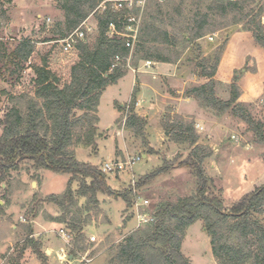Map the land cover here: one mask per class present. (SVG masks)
<instances>
[{"label":"trees","instance_id":"1","mask_svg":"<svg viewBox=\"0 0 264 264\" xmlns=\"http://www.w3.org/2000/svg\"><path fill=\"white\" fill-rule=\"evenodd\" d=\"M102 1L59 0L58 8L63 15L61 38L82 25L89 15H95L96 33L93 36L86 33L77 41V60L71 65L66 80L50 69L47 57H42L41 63L32 67L33 93L11 98V105L0 119V178L17 170L25 160H29L35 169L69 174L61 193L48 194L42 200L55 204L60 210L56 215H45L46 220L65 224L73 233V248L69 251L72 256L76 250L82 249L83 227L88 224V217H81L75 209L77 198H87L88 204L95 206L97 194L101 193L120 197L127 207L132 198L130 186L121 191L113 189L100 168L79 160L75 152V147L80 145L96 148L100 96L108 85L126 73L125 58L130 48L125 46L124 38L108 34L110 23H115L117 28L120 24L118 13L108 5L103 10L97 8ZM260 1L191 0L190 4H185L184 0H179L177 5L163 7L154 0V11L150 12L147 9L151 3L149 0L135 40L134 64L138 60L178 64L183 53L174 50L180 45V39L201 51L199 40L229 24H242L251 32L254 41L264 48V27L260 22L264 5ZM7 2L10 0H0V29L7 18ZM226 42L217 45L212 54L201 56L199 53L193 58L195 75L203 81L186 89L184 95L199 100L213 111H229L247 125L257 142L264 143V122L252 115L249 104L238 100L240 88L237 81L245 67L236 70L228 84V99L216 95L215 87L221 82L215 74ZM33 48L32 41L21 39L10 55L25 62ZM6 51L7 46L0 37V61ZM115 56L120 59L110 69ZM136 90L135 86L129 103L119 106V110H126L124 126L143 139L146 119L135 111ZM165 130L174 142L190 146L189 154L183 158L179 155L171 159L163 157L162 164L140 176L135 187L150 183L175 166H185L195 179V189L175 201L157 203L154 221L125 237L116 246L110 264H191L181 246L186 229L197 220L203 222L217 264H264V183L254 186L225 209L223 198L214 189L212 177L203 168L204 160L212 151L197 143L194 123L167 121ZM155 152L149 147L147 154ZM73 181L77 182L75 190L71 187ZM33 215L37 216L36 213ZM26 249L40 264H48L41 241L33 236V227L28 228L13 264H21Z\"/></svg>","mask_w":264,"mask_h":264},{"label":"rangeland","instance_id":"2","mask_svg":"<svg viewBox=\"0 0 264 264\" xmlns=\"http://www.w3.org/2000/svg\"><path fill=\"white\" fill-rule=\"evenodd\" d=\"M153 1L151 0L147 7L150 12L154 11ZM156 1L163 7L177 5L179 2V0ZM146 2L142 8H139V28L146 11ZM184 2L190 4L191 0H184ZM58 3L59 0H10L5 3L7 18L0 29V37L6 44L7 51L3 60L0 61V119L11 105V98L33 93L32 67L40 64L42 57H47L52 71L64 80L68 78L70 67L77 60V50L63 52L60 47L58 40L62 39L59 33L63 15L58 8ZM260 3L264 5V0ZM87 27L91 29L87 35H95V15H89L85 19L84 30ZM238 37L245 41L243 50L238 49L235 42ZM21 39H29L34 45L32 54L25 62L15 60L10 55L14 45ZM179 41L180 45L174 50L183 53L177 64L179 73L182 76L186 75L190 80L184 86H180L175 81V87L164 77H160L156 82L159 92L156 103L159 108L155 107V96L150 87L141 85L140 81L137 83L134 78L137 69H142L146 62L138 60L134 64V41L125 58L126 73L115 83L108 85L100 96L96 148L76 146V157L101 169L104 162L115 159L126 161L140 155L142 157L140 161L125 167L123 171L115 170L113 173L102 171L106 175L108 184L113 189L121 191L129 187L132 181H136L140 176L160 166L163 157L171 159L179 155L183 158L189 154L191 147L174 142L171 134L165 130V125L167 121L193 122L198 135L197 143L209 147L212 151L211 156L204 160L203 168L207 175L212 177L214 189L223 198L224 207L227 209L241 196L245 188L252 187V182L258 185L264 181V143L257 142L247 129V125L229 111L223 113L213 111L199 100L189 97L193 101L190 106L194 108L195 115L183 117L175 113L174 99L170 96L184 98L186 89L200 84L203 80L195 75L193 58L199 53L201 56L212 54L217 45L227 41L215 74V78L221 82L215 87L216 95L221 99H228V84L232 81L235 71L245 67L237 81L240 88L238 100L249 104L252 115L264 122V80L261 82L260 78L254 77L255 75H249L247 78L244 75L245 72L255 73L257 69H260L264 79V65H261L264 64V48L254 41L251 32L244 29L242 24H229L208 34L199 40L201 51L187 45L182 39ZM230 43L232 58L235 61L230 66L229 72H225L226 68L223 64L220 68L219 65ZM15 63H19V66ZM145 68L148 67L145 66ZM133 70L136 72H131ZM151 71L152 73L160 72L159 69H151ZM141 73L145 72L141 71ZM149 76L147 79L152 81V74ZM246 82L252 87L253 95L259 93L252 97L251 101L242 100L244 92L242 84ZM135 86L137 87L134 93L135 99L141 100L138 112L140 115L145 112L149 114L146 118L143 139L124 126L126 110H119L122 103L125 105L129 103ZM176 89L182 92L179 94L175 92ZM136 108L135 105V111ZM149 147L156 152L147 154ZM68 179V173L35 169L29 160L21 162L17 170H11L4 178H0V264H13V259L22 247L29 227H33V236L41 241L42 251L47 257L46 243L50 240L61 242L65 246L63 253L61 250L64 256H56L53 252L48 258V264H110L116 246L131 232L139 229L135 228V220L129 213L133 197L129 207L120 197L101 193L97 194L98 202L95 206L89 205L87 198L79 197L75 209L81 217H88V224L83 227L84 239L80 243L82 249L76 250L73 256L70 255L69 251L73 248L74 241L73 233L69 232L65 224L46 220L45 215L48 213L56 215L60 210L55 204L42 200L48 194L61 193ZM71 187L75 190L77 182L73 181ZM194 189L195 179L189 168L175 166L168 172L158 175L150 183L137 188V194L149 200L150 209L146 212H150L154 211L160 201H175L179 197L191 194ZM34 213L37 216H34ZM46 221L50 224L55 223V226L46 227L44 224ZM60 228L69 234L68 241L61 237ZM90 237H93L94 241H91ZM181 250L190 259L191 264H217L216 261L214 262L209 237L203 229L201 220L195 221L186 229ZM20 262L21 264H40L29 249L25 250Z\"/></svg>","mask_w":264,"mask_h":264},{"label":"built area","instance_id":"3","mask_svg":"<svg viewBox=\"0 0 264 264\" xmlns=\"http://www.w3.org/2000/svg\"><path fill=\"white\" fill-rule=\"evenodd\" d=\"M145 2L146 0H103L97 7L99 10H103L108 5L112 11L118 13V22L120 24V28H117L115 23H110L108 27V34L110 36L116 35L124 38L125 46L128 48L132 47L136 39L140 24L139 8H142ZM260 22L264 27V13L260 17ZM82 26L84 27V22L78 28L74 29L62 39L58 40L63 52H70L75 49L77 41L83 39L85 34L88 31H91L89 27L84 30V28H81ZM119 59V56H115L114 62L111 64L110 69L116 66ZM145 66L149 67L150 61H146ZM141 158L142 157L140 155H137L131 159H127L126 161L115 159L114 161L104 162L101 167V171L105 173H113L115 170L123 171L125 167L132 166L134 163L140 161ZM135 182L136 181H132L130 185L133 202L129 213L135 220V228H140L154 221V211L151 210L150 212H146L150 209L149 200L140 197L137 194ZM60 235L61 237L63 236L66 241H68L69 234L65 233V231L62 229L60 230ZM90 240L94 241V238L90 237ZM85 261L88 262L89 259H85Z\"/></svg>","mask_w":264,"mask_h":264},{"label":"crops","instance_id":"4","mask_svg":"<svg viewBox=\"0 0 264 264\" xmlns=\"http://www.w3.org/2000/svg\"><path fill=\"white\" fill-rule=\"evenodd\" d=\"M233 41V40H232ZM231 42V41H230ZM235 42L236 44L238 45V49H241L243 50L245 48V41H243V39L241 37H238L235 39ZM231 43L227 45L226 47V50L221 58V61H220V65H219V68L221 67V64H223L224 68H226V71L227 72L228 70H230V66L234 63V59L232 58V51H231ZM256 51V49H254ZM149 61V60H147ZM261 65H264V64H261ZM143 68L141 69H137V73H135L136 71H131L133 73H135V76L134 78L136 79L137 83L138 81H140L141 85H146V86H149L150 87V90L154 93V96H155V99H154V106L155 107H158L159 105H157L156 103V97H157V93L158 92V89L156 88V82L157 80H159L160 77H164L168 83L172 84V86H175L176 85V82L181 86V85H185L190 79L184 75L182 76L179 72V68H178V65L177 64H173V63H166V62H153V61H150V66L148 68H145V65L142 66ZM264 67V66H263ZM152 70L154 69H159L160 72L159 73H152ZM150 70V72H149ZM141 71H144L145 73H141ZM148 71V72H146ZM229 72V71H228ZM250 73V74H249ZM150 74H152V77H151V80L152 81H149L147 78H149ZM143 75V76H142ZM193 75V74H192ZM246 76V78L250 75H255L254 77H258L260 78L261 82H263L264 79H262L263 75L262 73L260 72V69L258 70L257 69V72L255 73H252V72H245L244 74ZM181 76V77H180ZM243 80V79H242ZM259 80V79H258ZM176 81V82H175ZM159 82V81H158ZM175 83V84H174ZM176 87V86H175ZM242 89H243V94H242V100H248V101H251L254 97V96H257V94L259 93H255V95H253V90H252V87L249 86V84L246 82L244 83V85L242 84ZM175 92L179 93L182 92L181 90H175ZM173 96V95H172ZM170 96V98L174 99V111L175 113L179 114V115H182L183 117L185 116H188V115H195V110L194 108H192V106H190V103H192V99L189 98V97H177V96ZM243 96H244V99H243ZM123 104L122 103L120 105V107H123ZM141 104V100H136V113L141 116V117H144L145 119L149 117V114L148 113H143L140 115V113L138 112V109H139V106ZM159 108V107H158ZM145 156V155H144ZM213 168L215 169V166L213 165ZM264 183V181L262 182ZM262 183L258 184V185H261ZM256 184H253L252 182V187L248 186V188H245L243 190V192L240 194V195H243L244 193H246L247 191L251 190L254 186H258ZM47 226H50L49 228H51L52 226L54 227L55 226V223L54 224H50L49 222H45L44 223ZM52 225V226H51ZM62 229V228H60ZM54 229H52L53 231ZM63 243L64 240L62 238H60ZM48 245V257L47 258H50L51 254L53 252H55L56 256H59V257H63L61 254V250H62V253L64 251V247L61 242H58V241H55V240H50V242H47L46 243ZM62 245V246H61ZM71 258V256L69 257ZM214 259V257H213ZM215 262V260H214ZM216 263V262H215ZM39 264V263H37Z\"/></svg>","mask_w":264,"mask_h":264}]
</instances>
